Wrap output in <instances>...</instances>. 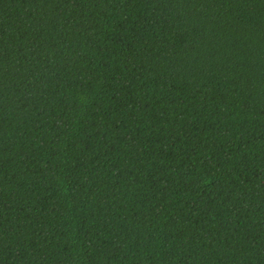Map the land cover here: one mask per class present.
Segmentation results:
<instances>
[{
    "label": "trees",
    "instance_id": "1",
    "mask_svg": "<svg viewBox=\"0 0 264 264\" xmlns=\"http://www.w3.org/2000/svg\"><path fill=\"white\" fill-rule=\"evenodd\" d=\"M0 264H264V0H0Z\"/></svg>",
    "mask_w": 264,
    "mask_h": 264
}]
</instances>
